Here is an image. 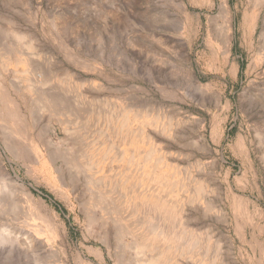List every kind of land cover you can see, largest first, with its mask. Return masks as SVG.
<instances>
[{"label": "rangeland", "instance_id": "rangeland-1", "mask_svg": "<svg viewBox=\"0 0 264 264\" xmlns=\"http://www.w3.org/2000/svg\"><path fill=\"white\" fill-rule=\"evenodd\" d=\"M6 19L27 37L0 50L61 72L0 62V236L35 244L0 237V264H264V0H0Z\"/></svg>", "mask_w": 264, "mask_h": 264}, {"label": "bare ground", "instance_id": "bare-ground-1", "mask_svg": "<svg viewBox=\"0 0 264 264\" xmlns=\"http://www.w3.org/2000/svg\"><path fill=\"white\" fill-rule=\"evenodd\" d=\"M220 12V15L222 16V18H224V21L227 23V32H226V34H225V38H223L222 39V42L223 41H225V44H230L231 45V39H232V37H233V33L231 32V29H232V16H230V17H228V13L230 12L229 11V5H228V3H226L224 6H222V8H221V11H219ZM264 20V19H263ZM263 22V21H262ZM263 24V23H262ZM14 25H15V22L13 21V20H11V19H6V21H5V24L2 22V23H0V33H2L3 32V30L4 29H6L7 31L8 30H10V32L12 33V35L14 36V37H17V39L19 38V39H25V37H27V34H25V33H20V32H18L17 30H15V27H14ZM263 26H264V24H263ZM259 38H263L264 39V27L262 28V30L259 32ZM16 39V38H15ZM260 39V40H261ZM32 40L31 39H27V42H26V45L29 47V48H32V50H34L33 49V45H32V42H31ZM2 42V41H1ZM11 44V43H10ZM26 46V47H27ZM27 47V48H28ZM262 47V46H261ZM263 48V47H262ZM14 49V48H13ZM11 50V49H10ZM31 50V51H32ZM15 51H16V49H15ZM226 51H227V48H226ZM258 51H259V49H258ZM30 52V51H29ZM14 53V52H13ZM12 52H6V51H4V49L1 47V50H0V62H8V61H15V62H19V61H22V62H24V64L27 66V69H28V71L32 74V75H34V76H36V77H38L39 78V80L40 81H42V82H45L47 79H51L52 78V76L54 75V74H58L59 72H61V71H59L58 73L57 72H54V71H52L51 69L47 72V70L45 71V70H40L39 69V67H38V65L35 63L34 64V62L32 63L31 61H30V59H29V57L28 56H22L21 54H19V53H17L16 55L15 54H13ZM23 53V52H22ZM32 53H35L36 54V56L38 57L39 56V53L37 52V51H33ZM31 54V53H30ZM26 55V54H25ZM28 55V54H27ZM32 55V54H31ZM263 55V54H262ZM55 67V66H54ZM61 70V69H60ZM66 74V73H65ZM3 82H4V76H3V74L0 72V88L1 87H3ZM5 83V82H4ZM16 86V85H15ZM12 87V86H11ZM15 89H17L16 87H14ZM37 92V91H36ZM38 93V92H37ZM46 93L48 94V92L46 91ZM46 93H43V91L41 92V93H38L37 94V96H36V98H34V100H35V102L38 104V108H39V110H40V112H45V111H50V112H56L57 110H58V108H61L60 107V104H62V100H61V98H59V97H55L54 95L53 96H51L50 95V93H49V95H47ZM31 102V101H30ZM59 106V107H58ZM13 111V110H12ZM10 112V111H9ZM14 115V114H13ZM16 119V118H15ZM53 124V123H52ZM64 128V127H63ZM69 129V128H68ZM28 194H29V192H28ZM98 198H101V197H98ZM110 199V198H109ZM106 201V200H105ZM113 201V200H112ZM1 203V202H0ZM2 205V204H1ZM96 205H98V204H96ZM3 207V206H2ZM115 207H116V205H115ZM134 212V211H133ZM88 218H89V216H88ZM94 218V217H93ZM95 220V219H94ZM113 220V219H112ZM96 221V220H95ZM117 221V220H116ZM115 221V222H116ZM113 222V221H112ZM123 223V222H122ZM118 224V223H117ZM115 225V224H114ZM113 225V226H114ZM151 226H150V229L152 230L151 232H154V231H156L157 230V225H154V224H150ZM109 226V225H108ZM119 229H117V228H115L116 230H118V232H117V234H118V241H120V240H122V236L124 235V234H126V233H131V231L126 227V226H124V224H122L121 225V222H119ZM110 228V227H109ZM113 228V227H112ZM6 229V228H5ZM108 229V228H107ZM114 229V230H115ZM110 230V229H109ZM6 231H8V230H6ZM12 232V231H11ZM106 232H107V230H106ZM113 232V231H112ZM116 234V233H115ZM132 234V233H131ZM133 235V241H134V244H133V250L135 249V253L134 254H136V256L137 255H139V253L141 252V250L143 249V248H145V243H146V240L144 241V240H138V237H136L134 234H132ZM116 236V238H117V235H115ZM1 240L2 241H7V242H9L10 241V244H11V241H17V243H18V246H20V248H21V250H26V251H33V246H35V244L33 243V245H32V240H31V238H29L28 237V235H27V237H24V238H21V239H19V237L18 238H16V239H14V237L12 238L9 234H8V232H5V230H3L2 232H1ZM16 241H15V243H16ZM145 243H144V242ZM2 243V242H1ZM14 243V244H15ZM43 244V243H42ZM150 244V243H149ZM12 246H13V244H11ZM123 245V244H122ZM44 246V245H43ZM11 247V246H10ZM15 247H16V245H15ZM23 248V249H22ZM10 249V248H9ZM48 252L49 253H51L52 254V256L54 257V258H56V260L57 259H59L60 258V256L58 255V253L56 252V251H54L53 249H49L48 250ZM134 254H132L133 256H135ZM49 255V254H48ZM135 256V257H136ZM36 258V257H35ZM131 258H133V257H131ZM133 262H134V264H141V260H139L138 258H135V259H133L132 260ZM35 264H47V263H45V262H41V261H37L36 259H35ZM53 264H60V263H53ZM132 264V263H131ZM147 264H159V258L157 257V256H153V257H151L149 260H148V263Z\"/></svg>", "mask_w": 264, "mask_h": 264}]
</instances>
